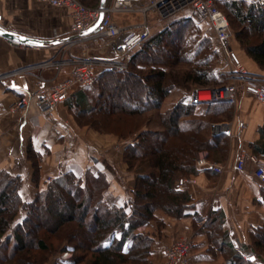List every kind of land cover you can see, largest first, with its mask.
Instances as JSON below:
<instances>
[{
    "label": "trees",
    "instance_id": "trees-1",
    "mask_svg": "<svg viewBox=\"0 0 264 264\" xmlns=\"http://www.w3.org/2000/svg\"><path fill=\"white\" fill-rule=\"evenodd\" d=\"M80 1L95 8L100 5V0ZM223 9L233 33L232 42L235 38L239 51L264 71V10L245 1L226 4ZM179 18L151 33L135 48L125 59V70L97 72L90 86L74 88L65 101L81 126L90 123L91 128L108 131L119 140L129 142L124 149L123 162L134 175L131 199L123 207L109 204L104 198L109 186L105 176L87 172L80 178L67 173L50 182L30 201H24L23 179L2 171L0 264H40L29 255L33 247L24 239L31 234L36 240V249L49 250L45 239L39 235L47 222L39 223L32 218L37 210L45 218L55 219L56 229L48 233L77 222L76 236L72 238L75 240L81 232L79 229H85L84 236L79 237L75 245H67L61 251L71 254L67 264H81L87 255L91 258L86 264H152L154 240L140 230L156 220L158 210L173 218L187 216L190 196L176 185L198 173L199 154L218 153L225 158L228 137L213 136L211 125L229 120L233 104L213 103L199 112L197 105L184 98L172 109L160 113L163 101L174 89L190 93L195 88L225 82L219 71V53L211 39L202 36L190 15ZM150 111L158 112L161 130L150 129V120L138 123ZM86 119L84 124L82 121ZM261 139L254 152L264 154V127ZM28 154L38 168L35 160L38 155L34 153V156L31 149ZM38 180L36 173L34 181ZM60 204L66 209H60ZM21 211L26 215L17 220ZM213 217L215 220L207 224L210 239L224 254L226 264H264V226L251 233V253L245 257L225 243L221 215L216 213ZM70 238L65 240L70 243ZM252 257L255 259L251 260Z\"/></svg>",
    "mask_w": 264,
    "mask_h": 264
},
{
    "label": "crops",
    "instance_id": "crops-1",
    "mask_svg": "<svg viewBox=\"0 0 264 264\" xmlns=\"http://www.w3.org/2000/svg\"><path fill=\"white\" fill-rule=\"evenodd\" d=\"M138 16L117 15L113 20L119 26L139 25L143 19ZM71 22L68 10L40 0H0V26L20 35L40 40L67 39L71 37ZM150 26L152 31V21ZM90 40V37L85 38L82 43ZM76 45L66 42L29 47L0 37V172L7 171L23 179L21 194L24 199V195L33 198L50 182L67 173L76 178L87 172L102 173L109 183L105 200L123 207L131 199L135 185L134 175L123 162L124 149L129 142L81 126L65 102L50 116L42 115L35 105L18 116L10 112L19 97L31 96L38 81L50 88L56 81L69 78L78 58ZM232 48L236 52L233 44ZM237 53L248 72L264 77V71L246 54L238 50ZM184 98L188 97L183 91L174 89L163 101L160 113L172 109ZM199 108L197 106L199 112L204 111ZM216 123L230 125L225 158L218 153H203L209 161L222 164L224 170L218 174L196 165L198 173L189 177L196 179V185H176L190 196L187 216L173 218L158 210L156 220L140 230L154 240L152 264H163L166 249L179 237L192 242L189 258L193 264H226L224 254L210 239L211 230L207 228V224L215 220L212 215L216 213L221 215L225 243L245 257L251 253V233L264 226V184L255 177L251 163H247L242 172L236 168L241 146L264 161V154L254 152L255 146L262 142L264 104L240 90L238 102L233 104L232 117ZM29 149L34 156L38 155L35 159L38 168L29 157ZM36 173L37 182L34 181Z\"/></svg>",
    "mask_w": 264,
    "mask_h": 264
},
{
    "label": "built area",
    "instance_id": "built-area-1",
    "mask_svg": "<svg viewBox=\"0 0 264 264\" xmlns=\"http://www.w3.org/2000/svg\"><path fill=\"white\" fill-rule=\"evenodd\" d=\"M40 1L69 11L72 20L69 27L71 36L83 33L97 21L103 12L105 16L94 34L72 40L69 44L70 46L76 45L88 37L91 39L94 37L104 38L113 49L114 56L113 61L104 63L105 69L120 71L127 68L126 57L149 38L151 26L148 15L150 16V13L161 21H165L191 8L209 24L221 52L231 62L234 69L227 73L229 75L227 84L218 87L195 88L190 93V101L197 106L223 102L236 104L239 91L245 90L264 104V77L248 72L233 50V33L228 17L218 7L222 0H112L104 10H101L100 7H87L80 0ZM255 3L264 10V0H255ZM116 14L142 15L143 22L139 25L119 26L113 20ZM96 73L95 61L88 58H77L69 78L56 81L50 88L44 87L43 81H38L31 96L19 97L10 112L12 115L18 116L35 105L42 115L50 116L60 104L67 100L74 88L90 86ZM204 97L206 98L204 99ZM211 133L215 137L229 135L230 125L229 123L213 124ZM199 155L197 166L210 169L218 174L223 172L222 164L209 161L205 153ZM247 163L253 165L255 177L264 184V161L260 156L247 152L241 146L236 163L237 170L244 171ZM196 183L194 178H186L182 181V184L196 185ZM191 248L192 242L189 239L176 240L166 249L163 264H193L189 259Z\"/></svg>",
    "mask_w": 264,
    "mask_h": 264
},
{
    "label": "rangeland",
    "instance_id": "rangeland-1",
    "mask_svg": "<svg viewBox=\"0 0 264 264\" xmlns=\"http://www.w3.org/2000/svg\"><path fill=\"white\" fill-rule=\"evenodd\" d=\"M238 1H245L246 3L248 4H256L255 3V0H222L219 2V7H220V10L224 13H226L223 9L224 5L226 4H232L234 2H238ZM85 5V4H84ZM87 6V5H85ZM87 7H90V8H95V7H91V6H87ZM117 15H120V14H116L114 15L117 16ZM151 16L148 15V19L150 21V25H151V21H152V26H153V30L151 31V33H155V32H158L160 31L162 28L166 27L167 25H169L171 22L175 21V20H178L180 19L179 17L183 16V15H190L193 19V22L200 28L201 30V33H202V36H205V37H208L211 39L212 43H213V46L214 48L216 49V51L219 53V71H220V74H222L225 78V82L222 83V84H216V85H212L211 87H218V86H223L225 84H227L229 82V75L227 73H229L231 70L234 69V66L230 63V61L226 58L223 57L222 55V52L217 44V41L215 39V35L213 33V30L211 29V27L209 26V24L203 20L199 15H197L193 9H187L185 10L184 13H181L179 15H176L168 20H165V21H161L158 17H156L155 15L151 14ZM138 17H140V19L142 18L143 19V16L142 15H139ZM152 19V20H150ZM245 36V35H243ZM233 46L235 47L236 49V52L237 50L239 51V48L238 46L236 45V41H235V38L233 39V42H232ZM75 49V54L78 55V58H88V59H91L93 61H95L96 63V72H100L102 71L103 69H105V65L104 63H107V62H111L113 61L114 59V56H113V49L110 47L109 43L104 39V38H101V37H94L92 38L90 41L86 42V43H80L78 45H76V47H74ZM245 66V68L247 69V66L245 64H243ZM62 80H65V79H62ZM62 80H58V81H62ZM181 90V89H179ZM183 91V90H181ZM185 93V95H187V97L189 98L190 100V93H186L185 91H183ZM199 110L200 111H203L205 109V107H202V106H199ZM89 119V118H88ZM83 120L82 122L84 124H86L87 120ZM142 119V118H141ZM148 120H150V122L148 123L150 125V129H162L160 126H159V114L157 111H150L148 112L144 117H143V120H141L140 122H138L140 125L141 124H144L146 123ZM90 124V123H88ZM87 125H84V126H87L88 128H90L92 131L96 132L97 134H100V135H112L116 138H118L115 134L113 133H110L108 131H98L96 130L95 128H91ZM119 139V138H118ZM128 169V167H127ZM129 171V170H128ZM131 173V172H130ZM133 174V173H132ZM25 199L24 201H30L31 198L29 195H24ZM57 205V204H56ZM58 206V205H57ZM60 209L62 210H65V206L64 204H60L59 206ZM26 215V212L25 211H21L20 212V216L18 219H22L23 217H25ZM79 214H77V217H78ZM32 218L36 221V222H42L43 221H46L47 224L44 225L45 228H50V230L48 229H40V232H39V235L40 237L44 238L45 239V243L46 245L49 246V250L48 251H41V250H38L34 247V241H36L34 239V237H31V234L28 235V237H25V241L28 243V246H32V251L30 252V256L33 260H35V262H40V264H67V260L70 258V255L71 254H68L65 253V252H61L63 251V249H65V247L67 245H75V243L77 242L76 240L81 237V236H84V233L85 232V229H79L81 232L80 234L78 235V238H76L75 240L72 239L73 236L75 237L76 236V232H75V228H77V224H66L65 227L61 230V231H58V228H57V231L54 232V233H48L50 231H54L56 229L55 227V219H52L50 217L45 218V216L41 215V213L37 210V213H35ZM86 221H90V218H87ZM72 225H75V226H72ZM72 227V228H71ZM47 230V231H46ZM71 233H72V236H71ZM67 237H71V242L68 243V241H66L65 239H67ZM178 239H187L185 237H179L177 238L176 240ZM82 240V239H80ZM175 240V241H176ZM174 241V242H175ZM173 242V243H174ZM172 243V244H173ZM171 244V245H172ZM13 245V243H12ZM12 245H10L9 247L11 248ZM252 245V241H251V244ZM7 251H5L6 253ZM64 255H67V256H64ZM77 255H79L77 253ZM60 257H66L64 260L63 258H60ZM69 257V258H68ZM83 257V256H82ZM86 257V259L84 258ZM83 259H84V262L81 264H86L87 261H89V259L91 258V255H87V256H84ZM190 259V258H189Z\"/></svg>",
    "mask_w": 264,
    "mask_h": 264
},
{
    "label": "water",
    "instance_id": "water-1",
    "mask_svg": "<svg viewBox=\"0 0 264 264\" xmlns=\"http://www.w3.org/2000/svg\"><path fill=\"white\" fill-rule=\"evenodd\" d=\"M112 0H100V9L104 10L106 9ZM105 14L102 12L100 17L95 21L89 28H87L83 33L80 35L76 36H71L70 38L67 39H55V40H40L24 35H20L11 31H8L7 29L3 28L0 26V37L15 43V44H21V45H26L29 47H44V46H49V45H58V44H63L66 42H70L72 40L78 39L80 37H85V36H90L95 33L99 25L101 24ZM255 258L252 257L251 260H254Z\"/></svg>",
    "mask_w": 264,
    "mask_h": 264
},
{
    "label": "bare ground",
    "instance_id": "bare-ground-1",
    "mask_svg": "<svg viewBox=\"0 0 264 264\" xmlns=\"http://www.w3.org/2000/svg\"><path fill=\"white\" fill-rule=\"evenodd\" d=\"M206 97H204V99H205Z\"/></svg>",
    "mask_w": 264,
    "mask_h": 264
}]
</instances>
